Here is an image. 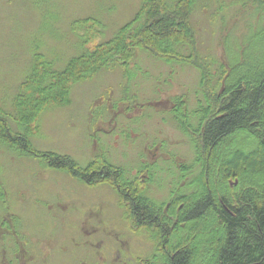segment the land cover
<instances>
[{"label":"rangeland","instance_id":"374dc122","mask_svg":"<svg viewBox=\"0 0 264 264\" xmlns=\"http://www.w3.org/2000/svg\"><path fill=\"white\" fill-rule=\"evenodd\" d=\"M242 1L195 0V46L214 77L225 49L236 51L264 26V15L249 7L257 3L245 0L242 8ZM140 4L0 0V111L12 131L19 130L14 102L34 56L60 71L80 54L84 35L97 34L96 42L110 39ZM199 93L194 66L167 64L139 51L126 68H103L73 84L68 103L40 113L29 140L33 149L68 155L81 167L103 157L125 178L142 180L147 197L166 203L194 177L180 178L193 150L170 101L183 95L193 111ZM9 214L12 220L5 221ZM163 255L156 232L135 227L108 184L86 186L0 141V264H161Z\"/></svg>","mask_w":264,"mask_h":264},{"label":"trees","instance_id":"16d2710c","mask_svg":"<svg viewBox=\"0 0 264 264\" xmlns=\"http://www.w3.org/2000/svg\"><path fill=\"white\" fill-rule=\"evenodd\" d=\"M254 1L256 6L249 7L264 15V0ZM194 4L141 0L138 11L110 39L96 42L97 34L84 35L82 51L60 71L34 56L14 102L13 119L20 131H12L0 111V141L86 186L108 184L133 225L156 232L165 248L161 264H264V26L236 51L225 49L214 77L211 63L196 50ZM139 51L199 71L196 109L187 110L183 95L170 101L178 128L193 150V160L181 166L180 178L189 173L194 177L183 191L175 188L166 203L147 197L142 180L125 178L120 167L103 157L81 167L68 155L33 149L29 140L40 113L68 103L73 84L103 68H126Z\"/></svg>","mask_w":264,"mask_h":264},{"label":"flooded vegetation","instance_id":"af4514ba","mask_svg":"<svg viewBox=\"0 0 264 264\" xmlns=\"http://www.w3.org/2000/svg\"><path fill=\"white\" fill-rule=\"evenodd\" d=\"M9 219L12 220V218H6L5 220L7 221V220H9ZM8 229H9V231H11L10 228H8ZM12 229L14 230L13 225H12ZM6 231H7V230H6ZM13 233L15 234L14 231H13ZM161 248H162V249H165L163 245H161ZM200 255H201V254H200Z\"/></svg>","mask_w":264,"mask_h":264}]
</instances>
